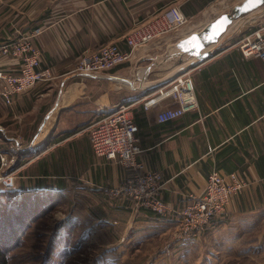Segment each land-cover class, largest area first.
<instances>
[{"label":"crops","instance_id":"1","mask_svg":"<svg viewBox=\"0 0 264 264\" xmlns=\"http://www.w3.org/2000/svg\"><path fill=\"white\" fill-rule=\"evenodd\" d=\"M244 1L0 0V44L37 33L39 69L50 71L13 103L0 99V154L7 158L4 167L0 159V174H12L10 189L24 193L26 209L57 212L52 264H71L77 254H88L79 264H264V63L238 47L264 26V2L239 14ZM172 5L187 16L184 25L102 73L75 71L87 51L113 43L128 49L131 30ZM226 13L233 22L204 56L178 51L181 40ZM0 66L18 68L10 57ZM183 73L192 78L198 105L160 122L159 112L177 103L163 98L146 109L144 102ZM120 102L136 123L137 161L163 174L161 196L172 211H152L120 192L135 170L92 147L90 126ZM213 171L237 172L249 182L223 215L184 232L176 209L186 194L204 193Z\"/></svg>","mask_w":264,"mask_h":264},{"label":"built area","instance_id":"2","mask_svg":"<svg viewBox=\"0 0 264 264\" xmlns=\"http://www.w3.org/2000/svg\"><path fill=\"white\" fill-rule=\"evenodd\" d=\"M187 16L178 5L169 6L153 16L138 23L128 34V49L118 44H106L81 57L75 70L94 75L111 69L131 58L134 50L155 37L177 28L187 22ZM37 33L11 38L0 44V58L10 57L18 68L9 70L0 66V99L7 104L13 103L16 95L23 93L50 75L48 69L40 70L41 50L35 45ZM238 47L244 57L258 56L264 63V26L242 37ZM172 98L176 107H167L158 114V120L165 122L194 110L198 105L192 78L183 73L170 79L157 98L144 102L149 109L158 99ZM90 141L95 153L108 159L117 160L123 166L135 170L134 174L120 187L119 191L134 198L141 206L158 213L172 211V206L161 196L165 181L159 171L143 170L137 161L141 147L136 134V123L129 114V106L121 103L108 114L100 116L90 126ZM1 156V165L7 158ZM7 188L14 187L11 173L0 174V181ZM249 180L237 172L224 174L213 171L207 179L205 191L201 196L186 194L180 208H177L181 230L196 232L203 230L213 218L223 215L231 198L238 194Z\"/></svg>","mask_w":264,"mask_h":264},{"label":"rangeland","instance_id":"3","mask_svg":"<svg viewBox=\"0 0 264 264\" xmlns=\"http://www.w3.org/2000/svg\"><path fill=\"white\" fill-rule=\"evenodd\" d=\"M90 52L87 51L86 53ZM86 53L81 55L80 58L84 57ZM76 72L81 73L79 71ZM6 188L5 182L1 180L0 264H45L47 256L50 257L51 254V243H53V256L49 258V263H55L57 256L53 253L58 246L55 238L57 212L50 210L49 206H42L39 209V207L32 208V205L26 209V201L23 197L14 198L10 197V195L8 197L7 192H9V189ZM26 204H29V202H26ZM30 211L31 213H28ZM73 259L74 261L71 264L88 262V254H77Z\"/></svg>","mask_w":264,"mask_h":264},{"label":"water","instance_id":"4","mask_svg":"<svg viewBox=\"0 0 264 264\" xmlns=\"http://www.w3.org/2000/svg\"><path fill=\"white\" fill-rule=\"evenodd\" d=\"M264 0H245L237 7V13H246L261 5ZM233 22V14H223L214 22L209 24L202 32H196L178 43V51L194 54L198 57L204 56L203 49L219 39L223 32Z\"/></svg>","mask_w":264,"mask_h":264},{"label":"trees","instance_id":"5","mask_svg":"<svg viewBox=\"0 0 264 264\" xmlns=\"http://www.w3.org/2000/svg\"><path fill=\"white\" fill-rule=\"evenodd\" d=\"M6 189H9V192H7V194H8V197H9V195H10V197H14V198H21V197H23V199L25 200V197H24V193L23 192H17V191H14L13 189H10V188H6ZM26 207V206H25ZM56 238V237H55ZM56 241H57V239H56ZM52 250H53V243H51V254H50V257L51 256H53L52 255ZM54 253H55V251H54ZM53 253V254H54ZM55 255V254H54ZM50 257H48L47 256V260H46V263L45 264H50L49 262V258Z\"/></svg>","mask_w":264,"mask_h":264},{"label":"bare ground","instance_id":"6","mask_svg":"<svg viewBox=\"0 0 264 264\" xmlns=\"http://www.w3.org/2000/svg\"><path fill=\"white\" fill-rule=\"evenodd\" d=\"M228 5V4H227ZM220 9V8H219ZM218 10V9H217ZM251 16V15H250ZM202 26V25H201ZM197 32V31H196ZM167 34V33H166ZM190 35V34H189ZM22 36V35H21ZM20 36V37H21ZM162 36V35H161ZM173 78V77H172ZM170 80V79H169ZM121 103V102H120ZM112 110V109H111ZM110 111V110H109ZM131 112V111H130ZM15 160V159H14ZM17 161V160H16ZM15 166V165H14ZM153 211V210H152Z\"/></svg>","mask_w":264,"mask_h":264}]
</instances>
